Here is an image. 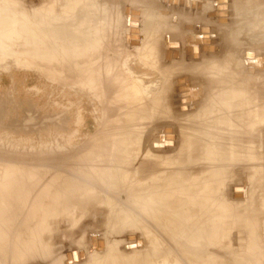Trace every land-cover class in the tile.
Masks as SVG:
<instances>
[{
    "label": "rangeland",
    "instance_id": "obj_1",
    "mask_svg": "<svg viewBox=\"0 0 264 264\" xmlns=\"http://www.w3.org/2000/svg\"><path fill=\"white\" fill-rule=\"evenodd\" d=\"M115 1L0 0L1 192L20 190L8 189L10 171L23 181L39 178L45 195L58 178L89 190L55 214L52 205L43 210L46 224L36 231L20 216L0 240V264H107L104 254L68 260L83 237L116 239L118 260L110 264H148L141 260L149 257L152 264H195L184 256H196L198 244H183L177 258L161 216L195 228L192 196L214 187L217 242L214 251L203 241L201 260L214 252L215 264H264V0H192L224 15L213 17L211 40L200 36L214 44L203 48L212 56L200 40L167 41L163 61L174 67L168 91L149 70L158 51L142 27L154 11L188 18L164 0L158 11L150 0ZM112 164L120 165L115 177L105 167ZM207 166L217 172L213 186ZM152 185L167 188L170 204L145 216L140 206L152 204ZM129 234L136 236L125 241Z\"/></svg>",
    "mask_w": 264,
    "mask_h": 264
},
{
    "label": "bare ground",
    "instance_id": "obj_2",
    "mask_svg": "<svg viewBox=\"0 0 264 264\" xmlns=\"http://www.w3.org/2000/svg\"><path fill=\"white\" fill-rule=\"evenodd\" d=\"M193 1L192 0H164V2L167 3V4H165V6L167 8L173 7L177 11L184 14V16H186L188 19L193 20L192 22L188 21L187 23L184 24L185 32L188 31V33L191 34V31L196 33L197 30H199V31H201V33L199 34L200 36L208 35L209 36L208 38L211 40V36H212L213 31H214V25L213 24L215 22V19L213 17L219 16V18H220L224 14L221 13L222 15H219L220 13L218 11H215L214 9H212L211 11H207V9L203 5L202 1L197 2V4H195V2H193ZM115 2H117V1H115ZM120 2H121V0L117 3L119 4ZM222 2H224V1H222ZM123 5H124V3H123ZM115 6H116V4H115ZM121 14H122V16L124 15L122 11H121ZM124 16H123V18H124ZM126 16H127L126 19L132 20L131 18L134 17L135 15L128 14ZM145 17L148 18L147 16H145ZM220 21L225 22L226 20L221 19ZM15 24H17V23H15ZM113 24H114V22H113ZM186 27H188V28L186 29ZM9 29H12V28H9ZM9 29L7 28L5 31H8ZM14 29H18V28H14ZM204 31H205V33H204ZM205 38L207 39V37H205ZM203 39H204V37H201L200 38L201 42L200 43L198 42L200 45H202L200 47L201 51H203V48L205 46H212V45L214 46L212 41L210 44H206L208 42L204 41ZM209 49L210 48H205V50H209ZM73 51H75L74 54L80 53V55L83 54V56H85V57L87 56V55H84V52H81V51H83V49L73 48ZM215 52H217V50L214 47V53ZM203 53H205L209 56L213 55L212 53H209V51H203ZM149 56H151V55H149ZM97 166H96V172H98V174H102L101 170L104 169L103 166H100V167H97ZM105 167H106V169H108L110 171L109 176H111V177H115L118 174V172L120 171V165L119 164H117V165L112 164V165L105 166ZM207 170L209 171V174L207 177V182H208L207 184H209L210 186L211 185L213 186V184L215 185V178H216V174H217L215 166L214 167H212V166L208 167L207 166ZM162 171H163V173L165 172V170H162ZM10 172L11 173H10L9 177L6 176V178H9V179H7L8 189L15 187V186H17V187L20 186V190L19 191H17V190L11 191V192H3V191L1 192V187H0V240H2V238L6 237L7 234L12 232V230H13L14 226H16V223L19 220L20 216H23V215L25 216L23 225L29 226L31 232L36 231L37 227H41V226L46 224V220H45V218H43L44 213L42 214L43 210H46L47 208H49L52 205L50 208L53 209V212L55 214L56 211L59 209V207L67 206L69 201L71 204V202H72L71 197L76 196V194L78 192H81L82 195H85L89 191L88 188L83 187V185L80 182H77L75 179L64 180L63 178L62 179L58 178L54 182L51 183V185H53V187L55 188V191H53V194L52 195H49V194L45 195L44 193H45L46 189L41 190L42 187H41V189L39 188L40 187L39 186L40 183L38 182L39 178H34V176H31L30 180H27V181L24 180L23 181L22 178L18 179L16 177H14L15 173H12V171H10ZM160 175H162V172H160ZM177 176H178L179 181H181L180 179H183L181 174L178 173ZM97 177L99 179L100 178L103 179L102 176H97ZM164 177H167L166 173L164 174ZM108 181H110V180H108ZM108 181H106V182H108ZM98 182H99V180H98ZM162 182L163 181H161V183H160V184H162L161 186L169 183L170 180L167 183H165L166 181H164L163 183ZM57 185H61L62 187L57 186ZM153 185L155 186V184H153ZM156 186H158V185H156ZM47 187H49V186H47ZM152 188L149 189L150 192H151V190L153 191V189L156 188L155 192L153 193V196L150 195V197H148V198H151V196H152V198H151L152 204L149 206L148 204L143 203L140 206L143 208L142 212H143V215L145 214V216H146L145 212H148L150 207H152V209H153L154 208L153 206H155V205H159V206H157L158 208L159 207H161V209L165 208V210L168 207L167 203H169V202H167V199H168V196H167L168 191L166 190L167 188H165V187H161L160 189H157V187H154L153 189ZM178 189L179 190L175 191V193H179L180 196L185 195L187 192V191H182L181 188H178ZM214 189H215V187H214ZM214 189L211 188L208 196H202L199 193L200 191H198L199 195H196L195 197L192 196V201L195 203L194 206L197 207L196 209L199 212L198 213L196 210V212L198 213V215H196V216H198V217L195 218V228L189 227L180 221H174L175 218L174 219L169 218L168 215H167V217H164L163 215L161 216L163 218L162 220H167V224H168L167 226L171 229L170 236L174 237L176 239L175 242L173 241L174 242L173 246H174L176 252H174L172 247L169 246L171 248L172 253H174L177 256L178 255H184V251L186 248L182 247L183 244H185V243H187L189 245L190 244H198L196 246L197 249H195V251L193 252V254H195L196 256H193L191 253L189 255L187 254L184 256V259L189 260L190 262H195V264L196 263L215 264V260L217 259L216 257H213V255L215 253L213 251H211L213 253H211V256H208L207 260H205V259L201 260V258H203V255H204V249L202 247V245L204 244L203 241L204 240L207 241L214 251H215V246H216V242H217V235H218L217 234V227H218V223H217L218 217L217 216L218 215H217L216 206H214L215 205V197L213 194ZM149 190L145 194L148 195ZM143 191H145V190H143ZM33 195H38L39 198H41V203H39V202L36 203V200L33 197ZM158 197L160 199H158ZM64 198H66L65 202L62 201ZM204 199L207 200L206 204H205ZM32 203H34L35 205H33ZM141 203H142V201H141ZM161 209L159 208V210H156L154 208V210H156V211L155 212L153 211V212L156 214V212L157 211L160 212ZM169 209L171 210V208H169ZM163 212L166 213L165 211H163ZM178 212H180V211L178 210ZM178 212L176 210H174V213L176 215L178 214ZM149 213H151V212H149ZM149 213H147V214L150 215ZM168 213L170 214L171 212L168 211ZM172 214H173V209H172ZM181 214H182V211L180 212L179 216H181V217H179V219L180 220L182 219V221H183L185 218ZM160 215H161V213H160ZM174 215H173V217H174ZM176 215H175V217L177 218L178 215L177 216ZM175 220H177V219H175ZM23 228L24 227H22V229ZM133 235L136 236V234H129L128 236H126L125 241H128L127 237L133 236ZM4 239H3V242H5ZM134 243L138 244L139 242H137V241L130 242V243L127 242V244H126L127 249H128L129 245L134 244ZM94 245H96V247ZM118 246H119V242L116 239L115 240H113V239H102V240L100 239L99 240V238H98L97 242L96 241L91 242L90 240L88 241V239L83 237L78 242L79 250H77L76 254L71 255L72 259L70 257H68L69 258L68 259L66 257V253L73 252L74 249L66 251L64 253V259L66 260V262H68L67 259L70 261L74 260V262H75L80 257L79 256L80 253H84V255L86 253V255H85L86 259L85 260L87 261L90 257H92L94 255L98 256L100 254H104L103 257L106 260V263L110 264V263H112V262L114 263V261L118 260V257H117ZM135 252H137V251H135ZM148 256H150V255H148ZM177 258H179V256ZM141 261L144 263H148V264L154 263L153 257H149L148 259L141 260ZM200 261H202V262H200Z\"/></svg>",
    "mask_w": 264,
    "mask_h": 264
},
{
    "label": "crops",
    "instance_id": "obj_3",
    "mask_svg": "<svg viewBox=\"0 0 264 264\" xmlns=\"http://www.w3.org/2000/svg\"><path fill=\"white\" fill-rule=\"evenodd\" d=\"M148 5H152L157 11L160 9L159 2L157 0H150ZM168 10L169 11L167 13L169 16L166 18L159 17L158 12L154 11L155 16L157 15V17L150 18V20L146 21L142 27V38L144 41L148 40L151 43L153 42L155 49L158 51L154 62L150 61L151 65L149 70L152 73L159 74L158 80H160L162 86L164 87L162 90L165 89L166 91H168L166 88H168V85L172 82V74L174 71V67L166 62L164 63L163 61V52L167 49V41L173 39H183L184 42L192 43L193 41H196V39L200 40L199 30H197V34L194 33L193 35H188V32H185L183 29V23L186 21H192V19L178 22L176 18L171 19L170 17L173 12L172 9Z\"/></svg>",
    "mask_w": 264,
    "mask_h": 264
},
{
    "label": "water",
    "instance_id": "obj_4",
    "mask_svg": "<svg viewBox=\"0 0 264 264\" xmlns=\"http://www.w3.org/2000/svg\"><path fill=\"white\" fill-rule=\"evenodd\" d=\"M220 2H222V1H218V3H220ZM222 9H224V7H222V6H220V5H218V10L220 11V10H222ZM129 11V9H127V12ZM129 14V13H128ZM219 15H222L221 13L219 14ZM130 25L131 26H133V23H131L130 22ZM206 37H208V36H206ZM175 56V55H174ZM248 56H250V55H248ZM171 138H173V137H169V136H167V139H171ZM166 145L168 146V143H166ZM236 191H239V190H236ZM237 194V193H236ZM94 240H96V239H94ZM95 247H96V245H94ZM69 257H71V255H69Z\"/></svg>",
    "mask_w": 264,
    "mask_h": 264
}]
</instances>
